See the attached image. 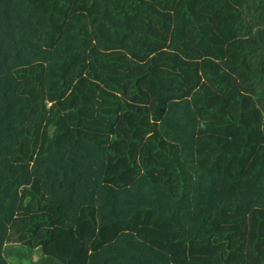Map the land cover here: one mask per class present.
<instances>
[{
  "label": "trees",
  "instance_id": "16d2710c",
  "mask_svg": "<svg viewBox=\"0 0 264 264\" xmlns=\"http://www.w3.org/2000/svg\"><path fill=\"white\" fill-rule=\"evenodd\" d=\"M13 263L264 264V0H0Z\"/></svg>",
  "mask_w": 264,
  "mask_h": 264
},
{
  "label": "crops",
  "instance_id": "0c3cea01",
  "mask_svg": "<svg viewBox=\"0 0 264 264\" xmlns=\"http://www.w3.org/2000/svg\"><path fill=\"white\" fill-rule=\"evenodd\" d=\"M37 254H34L33 256H32V258H31V261L33 262V261H35L36 259H37V256H36Z\"/></svg>",
  "mask_w": 264,
  "mask_h": 264
},
{
  "label": "rangeland",
  "instance_id": "374dc122",
  "mask_svg": "<svg viewBox=\"0 0 264 264\" xmlns=\"http://www.w3.org/2000/svg\"><path fill=\"white\" fill-rule=\"evenodd\" d=\"M14 264V263H13Z\"/></svg>",
  "mask_w": 264,
  "mask_h": 264
}]
</instances>
